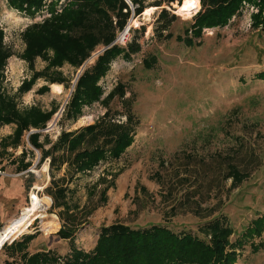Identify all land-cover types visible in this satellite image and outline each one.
Masks as SVG:
<instances>
[{
    "label": "rangeland",
    "instance_id": "obj_1",
    "mask_svg": "<svg viewBox=\"0 0 264 264\" xmlns=\"http://www.w3.org/2000/svg\"><path fill=\"white\" fill-rule=\"evenodd\" d=\"M171 3H179L166 31L171 39L154 33L160 7L169 4L163 0H145L144 10L159 8L146 19H131V12L117 33L119 38L126 35L118 46L124 47L136 36L140 50L128 60L114 59L97 85L102 99L121 84L122 97L115 95L106 105L84 106L75 120L61 122L78 76L97 57L87 59L103 48L96 46L90 52L80 73L82 64L78 68L66 63L47 66L51 51L28 64L21 57L25 47L21 34L48 12L43 8L29 15L0 0L2 44L10 52L1 70L0 93L19 111L37 107L47 112L59 106L42 129L23 133L14 148L1 141L10 143L15 125H0V231L19 219L23 208L31 207L33 197L49 200L47 217L41 220L38 213L6 245L33 235L26 252L50 251L61 263L71 248L68 239L56 234L62 226L73 228V246L87 252L101 226L119 223L143 229L162 225L202 238L198 229L215 217H222L231 227L232 242L264 212V79L255 78L264 72V34L252 29L249 15L253 10L244 6L225 26L203 30L186 47L174 37L184 35L195 13L185 19L179 15L182 0ZM150 55L155 63L144 69L142 60ZM33 76L38 77L29 90L21 91V85ZM59 77L66 83L52 81ZM52 85H60V92H52ZM42 87L47 89L41 91ZM105 112L118 123L125 122L127 114L132 116V142L117 160L100 161L91 170L75 172L67 162L49 168L50 158L39 161L40 151L27 140L29 134L37 133L42 149L49 150L61 131H78L103 118ZM20 163L29 166L21 169ZM228 166L245 174L240 184H230ZM50 186L64 190V205L53 207ZM28 196H32L30 202ZM50 222L54 224L43 231ZM8 251L0 250V264H19ZM235 264H264V248L253 253L248 244L243 245Z\"/></svg>",
    "mask_w": 264,
    "mask_h": 264
},
{
    "label": "trees",
    "instance_id": "obj_2",
    "mask_svg": "<svg viewBox=\"0 0 264 264\" xmlns=\"http://www.w3.org/2000/svg\"><path fill=\"white\" fill-rule=\"evenodd\" d=\"M6 1L10 7L29 15L43 8L48 12V16L40 23L27 27L21 34L25 46L21 57L28 64L35 57H44L47 51H51L52 56L47 66L60 67L66 63L78 68L96 46L103 48L93 64L78 76L63 107L61 122L75 120L81 115V108L84 106L95 102L106 105L115 95L122 97L123 86L117 84L101 99L103 92L97 82L105 75L114 59L121 57L128 60L130 55L140 50L136 36L124 47L113 43L131 14L124 0H63L62 3L61 0ZM128 1L132 6L133 16L144 11L145 0ZM163 1L171 3L177 0ZM198 1L200 8L192 16L188 29L183 36L174 37L175 41L184 46L191 47L193 40L199 38L204 29L225 26L232 17L240 15L244 6L253 10L249 15L252 29L264 34V0ZM174 18L166 10H160L154 21V33L164 40L171 39V34L166 31ZM164 31L166 33L162 35ZM2 37L0 30V80L5 60L10 56V52L2 44ZM154 63L155 57L152 55L142 60L144 69H150ZM37 77L33 76L24 82L20 90H29ZM255 78L264 79V72L257 73ZM52 81L66 83L61 77ZM46 89L42 87L41 91ZM58 107L55 105L47 112L37 107L19 111L14 102L0 93V125H15L10 143L3 140L2 145L16 147L23 133L29 129H42ZM106 112L103 118L78 131H61L49 150L42 149L37 133L29 134L27 140L34 149L40 151L39 161L50 158L49 168L67 162L75 172L91 170L100 161L117 160L132 142V116L127 114L125 122L118 123L109 118ZM28 166L20 163L21 169ZM227 177L231 179L230 184L235 186L242 182L245 174L228 166ZM50 189L48 193L53 207L64 205V190L55 186H50ZM198 231L202 238L191 233H175L162 225L132 229L114 223L101 226L93 247L84 252L72 244L70 237L74 232L73 228L62 226L56 234L61 239H68L71 248L61 263L59 257L50 251L29 255L26 248L33 235H25L20 241H13L9 245L3 243L0 250H9L11 257L16 255L19 264H235L237 252L243 245L248 244L253 253L264 248V212L252 219L232 242L230 237L234 235L233 230L222 217L205 222ZM254 239L257 241L253 242Z\"/></svg>",
    "mask_w": 264,
    "mask_h": 264
},
{
    "label": "bare ground",
    "instance_id": "obj_3",
    "mask_svg": "<svg viewBox=\"0 0 264 264\" xmlns=\"http://www.w3.org/2000/svg\"><path fill=\"white\" fill-rule=\"evenodd\" d=\"M182 7L180 12V16L187 19L191 17L194 13L197 12L199 3L198 0H182ZM153 12L152 8H147L143 11L142 16L145 19L150 16V14ZM178 11L175 13L177 15ZM51 90L54 93L60 92V85H52ZM32 196L29 198V202L31 200ZM31 207L23 208L21 210V216L19 219L9 222L3 229L0 231V248L2 244L6 241H9L13 239L17 234H20L22 232V228L30 223V221L33 219L34 216H36L38 213H41V220L46 218V209L49 205L48 199H39L33 197L31 200ZM53 218V217H52ZM45 223V226L42 228L43 231H48L50 226L54 224L53 222Z\"/></svg>",
    "mask_w": 264,
    "mask_h": 264
},
{
    "label": "water",
    "instance_id": "obj_4",
    "mask_svg": "<svg viewBox=\"0 0 264 264\" xmlns=\"http://www.w3.org/2000/svg\"><path fill=\"white\" fill-rule=\"evenodd\" d=\"M124 2L126 3V5L128 6V8L130 9V11L132 12V6H131L130 2L128 0H124ZM178 5H179V3H176L175 6H173V3H169L167 6L160 7V10L163 9V10H166V11L170 12V14H172V15H176L175 14V7H177ZM147 8H150V7H147ZM156 8H159V7H154L153 6L152 7L153 11H155ZM138 16L141 17L142 15L139 14ZM132 18H134L133 15H131V19ZM204 30H210V29H204ZM98 54H99V52H96V53L92 54L87 60L95 59L98 56ZM87 60H85V62ZM84 63H82V65L79 67L78 73H80V71H82L84 69V65H85ZM12 241H14V240H12ZM12 241L8 242V244L11 243Z\"/></svg>",
    "mask_w": 264,
    "mask_h": 264
},
{
    "label": "built area",
    "instance_id": "obj_5",
    "mask_svg": "<svg viewBox=\"0 0 264 264\" xmlns=\"http://www.w3.org/2000/svg\"><path fill=\"white\" fill-rule=\"evenodd\" d=\"M125 33H126V32L124 31L123 34H125ZM125 37H126V35H123L121 38L116 37V39L114 40V43H115V44H118L120 41L123 42V41L125 40ZM117 42H118V43H117ZM28 197H30V196H28ZM28 202H29V198H28Z\"/></svg>",
    "mask_w": 264,
    "mask_h": 264
},
{
    "label": "crops",
    "instance_id": "obj_6",
    "mask_svg": "<svg viewBox=\"0 0 264 264\" xmlns=\"http://www.w3.org/2000/svg\"><path fill=\"white\" fill-rule=\"evenodd\" d=\"M2 227V226H1ZM192 234V233H191Z\"/></svg>",
    "mask_w": 264,
    "mask_h": 264
}]
</instances>
